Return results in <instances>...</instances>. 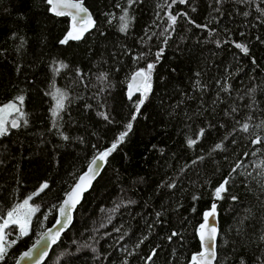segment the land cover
Instances as JSON below:
<instances>
[{
	"label": "trees",
	"instance_id": "obj_1",
	"mask_svg": "<svg viewBox=\"0 0 264 264\" xmlns=\"http://www.w3.org/2000/svg\"><path fill=\"white\" fill-rule=\"evenodd\" d=\"M84 3L95 25L61 44L69 18L53 14L47 0H0V105L15 102L24 113L16 111L20 126L9 123L0 136V222L25 197L39 206L27 235L8 227L16 243L4 264L55 221L73 181L128 123L131 131L43 264H192L212 203L219 221L215 264H264V127H257L264 122V15L256 7L264 3ZM122 9L130 17L126 32ZM168 12L180 14L172 27ZM60 62L67 67L59 69ZM149 63L150 90L142 86L130 99L129 76ZM56 89L67 99L53 117ZM245 122L248 132L241 130ZM257 136L262 142L254 144ZM189 139L197 142L189 146ZM226 178L218 198L215 189Z\"/></svg>",
	"mask_w": 264,
	"mask_h": 264
},
{
	"label": "snow or ice",
	"instance_id": "obj_2",
	"mask_svg": "<svg viewBox=\"0 0 264 264\" xmlns=\"http://www.w3.org/2000/svg\"><path fill=\"white\" fill-rule=\"evenodd\" d=\"M179 2L180 4H184L187 2V0H171V3L168 4V7L171 8L172 5L176 4ZM221 0H217V3H220ZM261 3H264V0H260ZM47 3L51 6V11L55 12L57 15H72L73 20H75L76 16L75 14H72L71 12L67 11L68 9H76L77 13L83 12L87 13V9L84 8L80 3H71L69 0H47ZM133 3H135V0H128L129 6H131ZM167 3V0H166ZM119 7V5H117ZM257 11L261 13V15H264V8H261L259 4L256 5ZM123 15L120 16V31L121 32H126L129 28V23H130V17L128 15L127 9H122ZM168 16V21H169V27H172L176 24L178 15H173L171 12L166 13ZM183 15L187 16V13H183ZM245 15H248V13H245ZM94 22L91 20V17L88 16L87 19V24L92 25ZM199 27V25H198ZM204 27H207V25H204ZM87 31V27H80L76 28L75 25L73 26V31H70L64 39L60 41L61 44L67 43L69 38L79 40L82 38L83 33ZM75 33V34H74ZM237 48H240L245 54L248 53V48L246 45L243 44H236ZM163 52V49L160 50V52L157 53V59H159L160 54ZM67 65L63 64L60 62L59 69L66 68ZM154 68L153 63H149L147 65L146 69H139L136 73H134L132 79L135 81L137 77H140L141 80L137 83L136 90L141 91V85H143V91L147 93V91L150 90L151 85L149 83L150 80V75L151 71ZM59 69H56V71H59ZM101 77L106 79L107 74H101ZM131 89V85L129 86ZM53 98L55 99V107L52 109V116L53 117H58L59 112L64 109L65 104L64 101L67 99L66 93L62 92L60 89H56L54 93H52ZM132 97V92H129V98L131 99ZM17 101H19L20 104L23 103L24 97L19 96L16 98ZM144 103V99H140L138 104L136 105V112H139L140 105ZM6 109H13L17 112H19V115L21 117L24 116V113L20 111L19 107L15 102H10L9 104L3 106V108H0V113L4 112ZM235 111V109H234ZM101 115H104L101 113ZM136 116L133 115L132 119L135 120ZM105 119H107V116H105ZM251 117H249V120ZM23 123L26 125L27 120L25 119ZM20 126V123L17 119H13L11 121V127L12 128H17ZM133 125L132 123H128L126 126V131H123L119 134L118 139L116 142L112 143L110 148L106 149L103 152H100L89 164V172H92L95 174L96 171L99 170V168L102 166V162L105 161V159L111 154L112 151H114L117 148V145L121 142L124 141L125 137L128 135V132L131 131ZM257 127H264V122H262L260 125H257ZM250 128L249 123L245 122L241 125V130L244 132H248ZM9 131V128L7 126V121L4 119L2 115H0V136H5ZM204 129L200 130V135H203ZM67 138V137H65ZM197 141L194 139H189L188 144L189 146H192L196 143ZM254 144H258L262 142V138L257 136L256 139L252 141ZM216 149H222L223 148V143H218L215 145ZM247 155V153H245ZM237 168L240 167L238 164L236 166ZM236 169L234 168L232 171H235ZM87 173L85 174V176ZM261 175H264V172L261 173ZM85 176L80 177V182H78L75 187L73 188L72 192L67 194V199L63 201L62 206L59 209L60 215L63 217V220L58 219L56 221V224L59 225V228L53 232L52 229H49L48 232L43 233L41 235L40 240H37L35 244H33L32 248L29 249L28 251L24 252L21 259L28 258V259H34V264H40V262L44 259V257L47 256V243L44 244L43 248H38L37 246L41 244L42 241L45 240V237H49L50 242L52 244L56 243V241L59 239V235L61 232L64 231L65 228L68 227V225L71 223L72 220V209L75 207V205L79 202V196L80 193H82L85 189L81 187V184L85 180ZM228 183V179L226 178L223 183H221L216 189H215V195L216 197H221V194L225 191L226 189V184ZM169 187H173L174 185H168ZM48 188L47 182L43 183L40 186L39 191H43L44 189ZM33 195H38V193H34ZM32 196H29L28 198L23 200V203L21 205H18L17 208H13L11 211H8L6 216L7 218L3 220V223L0 224V264H4L6 257L8 255V248L12 247L13 244L16 243L15 240L11 242L6 243V234H5V229L8 228L10 225H18L20 229V234L21 236H25L28 234L27 227L30 223L31 219V214L36 213L39 211V206L36 207H31L29 204V201L32 199ZM195 199V197H194ZM233 200L236 199V197H232ZM25 206H28L29 208V214L25 217L23 221L19 219V217L16 215L17 214V209L18 208H23ZM216 205L213 204L212 206V211L211 212H206L205 215V223L200 225V240L203 245H205L203 251H201L199 254H194L192 257V264H212V261L216 259V252H215V244L214 243H209L213 242L215 240L216 234H217V229L213 226L209 228L207 231H205V228L208 224V217L212 216L215 213ZM160 213H157V216H159ZM45 219L47 217L45 216ZM118 231V229H117ZM178 235L177 233L173 232L171 236H169V239L172 238V236ZM146 239V237H145ZM264 239V237H262ZM143 241H141L142 243ZM139 245H137L138 247ZM155 254V253H153ZM148 259H151V256L148 257ZM16 264H20V261L17 260ZM125 264H127V261H125ZM241 264H243V261H241Z\"/></svg>",
	"mask_w": 264,
	"mask_h": 264
},
{
	"label": "water",
	"instance_id": "obj_3",
	"mask_svg": "<svg viewBox=\"0 0 264 264\" xmlns=\"http://www.w3.org/2000/svg\"><path fill=\"white\" fill-rule=\"evenodd\" d=\"M69 2H71V3H80L84 8L87 9V13H83V12L77 13V10H76V9H68L67 11L71 12L72 14H75V16H76L75 20H73V16H72V15H58V16H68V18H69V24H70V30H69V32H70V31H73V26H74V25H75L76 28L87 27V31H85V32L83 33V35H84V34H86L88 31H90V30L93 28V26L95 25V22H96V21H95V18H94V16H93L92 12L89 10V8L85 5L84 0H69ZM49 7H50V9H51V6H50V5H49ZM50 11H51V10H50ZM51 12H52L53 14H55V12H53V11H51ZM55 15H57V14H55ZM88 16H90V17H91V20L94 22L92 25H88V24H87ZM69 32H68V33H69ZM74 34H75V33H74ZM69 39H71V38H69ZM71 40H75V39H71ZM138 70H139V69L135 70V71H134L133 73H131V75L129 76V79H128V86H127V95H128V97H129V92H130V91L132 92V97H134L137 93L140 92V91H137V90H136V87H137V83L141 80V78H140V77H137L135 81L132 79L134 73H136ZM130 85L132 86L131 89H130V87H129ZM142 86H143V85H141V89H142ZM132 97H131V98H132ZM14 119H17V118H14ZM12 120H13V119H12ZM12 120H11V121H12ZM17 120H18V119H17ZM11 121H10V125H11ZM104 151H105V150H104ZM102 152H103V151H102ZM98 154H99V153L95 154V155L89 160V162H88L86 168H85L81 173H79V175H78V176L76 177V179L73 181V183L71 184V186L69 187V189L65 192V194H64V196H63L61 202L59 203V205H58V207H57V216H56L55 221H54L52 224H50V225L44 227L43 230H42V231L39 233V235L37 236V238H36L31 244H29L26 248H24L23 250H21V252L16 256V258H15L13 264H16L17 260L20 261V264H34V259H35V257H34L33 259H31V260L28 259V258L21 259L23 253L26 252V251H28L29 249H31L32 246H33V244H35L37 240H40L41 235H42L43 233L48 232L49 229H52V231L55 232V231L59 228V225L56 224V221H57L58 219L63 220V217L60 215V212H59V209H60V207L62 206L63 201H64L65 199L68 198V197H67V194L70 193V192H72V190H73V188L75 187V185H76L78 182H80V177H81V176H85V174L87 173V175L85 176V180H84V182L81 184V187L84 188L85 190H84L82 193H80V196H79V202H78V203L75 205V207L72 209V220H71V223H72V221H73V217H74V211H75L77 205L81 202L84 193H85L86 191H88V190L91 188L92 184H93L94 181L97 179V177L100 175V173L102 172V170H103V168H104V166H105V164H106V159H105V161L102 162V166L99 168L98 171L95 172V174H93L92 172H89V164L91 163V161L93 160V158H95ZM213 204H215V203H212V204H211V206H210V208L207 210V212H211V211H212V206H213ZM215 205H216V204H215ZM71 223L68 225L67 228L64 229V231L67 230V229L69 228V226L71 225ZM204 223H205V216H204V220H203V222H202L201 224H204ZM213 226L217 229V234H216L215 240H214L213 242H209V243H210V244H211V243H214V244H215V252H216V257H217V239H218V235H219V221H218V213H217V209H215V213H214L212 216H209V217H208V224H207V226H206V228H205V231H207L209 228H211V227H213ZM64 231H63V232H64ZM200 231H201V229H199V237H200ZM63 232H61L60 235H61ZM60 235H59V237H60ZM58 240H59V239H58ZM58 240H57V241H58ZM57 241H56V242H57ZM45 243H47V256L44 257V259L40 262V264H43V263L45 262V260L49 257V255L51 254V250H52V248H53V246H54V244H55V243L52 244V243L50 242L49 237H45V240L42 241L41 244L38 245L37 247H38V248H43ZM200 244H201V248H200V250L197 251V252L194 253V254H199L201 251H203L205 245L202 244L201 240H200ZM194 254H193V255H194ZM215 260H216V259H215ZM215 260L212 261V264H215Z\"/></svg>",
	"mask_w": 264,
	"mask_h": 264
},
{
	"label": "rangeland",
	"instance_id": "obj_4",
	"mask_svg": "<svg viewBox=\"0 0 264 264\" xmlns=\"http://www.w3.org/2000/svg\"><path fill=\"white\" fill-rule=\"evenodd\" d=\"M7 104H9V103H7ZM7 104L0 105V108H3V106H5ZM15 113H16V111L13 110V109H6L4 112L0 113V115H2L4 117V119L7 121V126H8V124L10 123V121L12 119L17 118V116H15ZM28 197H25L24 199H26ZM23 200L21 202H19L18 204H16L14 207H12L9 211H11L13 208H17L18 205H21L23 203ZM29 204H30L31 207H36L31 202V200L29 201ZM28 214H29V208H28V206H25L23 208H18L17 209V214L16 215L19 217V219L21 221H23ZM31 216H32V214H31ZM6 218H7V216L4 219H6ZM2 223H3V221L0 222V224H2ZM16 226L19 228L18 225H16ZM27 230H28V227H27ZM4 231H5V234H6V243L7 242H11L10 241L11 240V237H9L11 235V231L8 228H7V230L5 229ZM13 240H14V238H13Z\"/></svg>",
	"mask_w": 264,
	"mask_h": 264
}]
</instances>
